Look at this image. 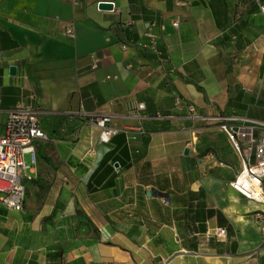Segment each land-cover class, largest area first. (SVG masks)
I'll list each match as a JSON object with an SVG mask.
<instances>
[{
  "label": "crops",
  "instance_id": "obj_1",
  "mask_svg": "<svg viewBox=\"0 0 264 264\" xmlns=\"http://www.w3.org/2000/svg\"><path fill=\"white\" fill-rule=\"evenodd\" d=\"M261 5L0 0V132L26 108L47 135L22 210L0 202V264H264V203L231 188L219 120L264 123ZM105 116L120 133L99 144Z\"/></svg>",
  "mask_w": 264,
  "mask_h": 264
},
{
  "label": "built area",
  "instance_id": "obj_2",
  "mask_svg": "<svg viewBox=\"0 0 264 264\" xmlns=\"http://www.w3.org/2000/svg\"><path fill=\"white\" fill-rule=\"evenodd\" d=\"M98 3L97 5H100ZM260 12L264 13V5ZM178 28L179 21L172 23ZM64 33L73 37L72 28L65 27ZM93 68L97 66V59L93 56ZM109 79V77H107ZM176 108L183 103L181 98L175 97ZM138 110L144 109L142 104ZM190 111L191 108L188 106ZM220 128L226 133L237 154L241 156V170L230 182L231 188L247 200L264 203V123L254 120L242 119L241 124L232 126L236 118H219ZM109 116L98 117L95 120L100 127L98 135L99 144H108L112 138L120 133L115 127L109 126ZM47 139L42 130L40 121L35 113L26 108H18L9 113L0 132V202L7 208L21 211L25 200L26 183L33 178L31 173L36 168L37 141ZM162 202L167 204V200ZM218 239L226 237L222 228L214 229L207 234Z\"/></svg>",
  "mask_w": 264,
  "mask_h": 264
},
{
  "label": "water",
  "instance_id": "obj_3",
  "mask_svg": "<svg viewBox=\"0 0 264 264\" xmlns=\"http://www.w3.org/2000/svg\"><path fill=\"white\" fill-rule=\"evenodd\" d=\"M100 6L102 7V8H105V7H110V4H100ZM15 67H11L10 68V73H15Z\"/></svg>",
  "mask_w": 264,
  "mask_h": 264
}]
</instances>
